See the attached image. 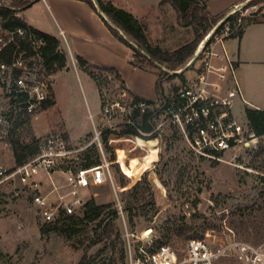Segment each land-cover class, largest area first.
Returning <instances> with one entry per match:
<instances>
[{
	"label": "rangeland",
	"instance_id": "obj_1",
	"mask_svg": "<svg viewBox=\"0 0 264 264\" xmlns=\"http://www.w3.org/2000/svg\"><path fill=\"white\" fill-rule=\"evenodd\" d=\"M0 1L15 5L14 0ZM104 1L133 12L145 26L150 43L164 51H175L196 38L194 28L183 26L180 22L171 0ZM240 5L245 6L237 9ZM199 6L206 7L201 15L207 14L209 20L217 22L214 28L223 23L221 28L226 25L233 28L240 26L242 29L253 22L246 26L244 38L238 35L229 38L226 43L237 61L239 53L245 48L254 46L264 49V36L258 32L264 31V0H204ZM104 16L113 30L123 35L133 47L139 48ZM232 16L236 18L234 21L229 20ZM43 19L48 26L59 32L54 21L47 17L46 11ZM205 36L198 43L196 53ZM58 40L61 51L67 58L68 68L58 73L59 75L52 76L51 97L56 104L26 121L12 136L22 144H28L33 140L60 135L66 139L70 148L79 151L84 149L79 152L84 153L98 147L96 137L99 133L108 159L114 161L111 170L115 186L106 183L84 189L80 191L83 201L95 199L98 204L113 203L119 209L118 200L122 202V197L128 190L146 179L154 194L157 213L152 210L146 218L140 219L137 228L131 230L119 210L117 227L126 247L125 264H142L145 258L142 256L146 253L151 255L154 249L166 242L179 256H184L189 240L178 238V229L183 230L185 235H196L193 238H201L207 232H224L233 235L236 240L256 247L264 246V137L255 145L256 149L238 148L226 153L220 160H213L196 154L177 129L166 126L164 137L160 140L144 139L139 144L132 141L135 151L120 166L116 163L117 155L110 144L112 135L106 147L102 141V132L108 128L119 131L125 117L118 114L117 109L113 110L110 117L105 108H110L117 101L130 103L129 94L126 90L128 96L123 97L125 93L118 90L119 81L111 75L96 70L100 79L95 80L79 68V53L74 49L69 33ZM95 51L98 55L101 53L99 49ZM120 56L123 58H119L118 63L121 65H132V61H135L137 66L144 67L133 70L128 66L126 81L135 92L149 101L157 99L158 81L162 82L164 91L167 89L172 94L191 76L189 71L193 69L185 72L187 74H174L184 69L192 59L185 67L171 70L157 62L152 67L148 61L138 57L133 60V56L122 53ZM240 65L241 68L236 70V77L244 99L234 100L233 111L240 123H247L245 111L249 105L245 102L246 90L259 101H256L258 106L264 107V64L244 62ZM145 69L153 70V73ZM105 77H108V82L103 81ZM124 141L123 138L116 145L121 147ZM14 163L12 148L1 146L0 165L12 168ZM60 173H51L58 187L65 183V175ZM41 183L43 192H50L53 188L50 178L45 174L41 177ZM32 197L33 194L27 187L16 182L0 184V264H79L89 246L92 235L90 227L85 230L83 226H79L84 231L80 234L72 230L70 237L67 234L71 232L67 230L70 225L64 226L63 222L53 226L45 225L32 204ZM196 201H199L197 207ZM195 212H198L197 218L192 217ZM108 245L110 249L99 254V248L103 246L89 248L88 256L97 258L95 264H122L121 242L113 239ZM217 264H235V261L226 257L221 258Z\"/></svg>",
	"mask_w": 264,
	"mask_h": 264
},
{
	"label": "built area",
	"instance_id": "obj_2",
	"mask_svg": "<svg viewBox=\"0 0 264 264\" xmlns=\"http://www.w3.org/2000/svg\"><path fill=\"white\" fill-rule=\"evenodd\" d=\"M0 8L16 11L5 1H0ZM8 21L0 16V147L12 148V134L44 110L51 100L53 75L43 64L40 52L43 40L23 27L5 26ZM222 25L219 23L205 36L196 53L199 59L189 68H193L189 71L191 76L172 94L163 90L156 100L149 102L129 97L130 103L117 101L110 108L106 107V114L112 117L113 110L117 109L126 119L123 123L136 127V114L139 117L151 114L156 125L150 133L141 132L147 138L143 139L149 140L148 137L156 134L154 138L160 140L166 126H170L177 129L190 148L203 158L220 160L238 148L256 149L261 137L254 135L248 123H240L233 111L234 100L243 99V95L236 77V61L226 42L238 36L241 29L226 25L221 28ZM25 43L30 45L33 55H29ZM180 71L174 74L182 75L178 74ZM99 136L97 133L98 147L83 154L79 152L84 149L70 148L60 135L42 139L40 153L25 164L12 168L0 165V184L16 182L27 187L33 194L32 204L45 225L53 226L80 216L87 203L80 197V191L106 183L115 186L111 170L114 161L108 159ZM53 172L65 175L64 186L55 184ZM44 174L52 182L50 192H43L41 177ZM118 206L124 217L119 200ZM142 257H145L142 264H217L226 257L235 264H264V246L256 247L224 232H207L201 238L188 241L184 256H179L171 245L162 244L151 255L146 253Z\"/></svg>",
	"mask_w": 264,
	"mask_h": 264
},
{
	"label": "trees",
	"instance_id": "obj_3",
	"mask_svg": "<svg viewBox=\"0 0 264 264\" xmlns=\"http://www.w3.org/2000/svg\"><path fill=\"white\" fill-rule=\"evenodd\" d=\"M81 1L87 3L96 12L106 15V17L116 27H118L120 33H124V35L130 39V41L134 42L149 57V59H147L148 57L144 56L138 50V48L133 47V45L129 41H127L123 35L121 36L119 33L113 30L112 27L109 25L108 21L103 18L111 33L119 41L123 42L125 45L132 49L133 60L138 57L140 59L148 61V63L152 67H154L153 64L155 62L166 66V68L171 70H179L185 67L187 63L194 58L198 43L203 39L206 34H208L215 27L217 23L215 20H209L207 14L201 15V12L204 13V9L206 7L203 6L201 8L199 4L204 0H171L172 6L179 14L180 22H182L183 26L193 27L196 38L192 43L186 44L175 51L169 52L164 51L159 46H153L150 43L145 26L132 13L117 7L110 1L96 0L98 3L97 7L92 0ZM14 4L15 5L13 7L24 10L29 8L31 3L27 0H14ZM16 14L17 12L14 10L0 8V16L3 19H9L8 23H6L5 26L11 28L23 27L29 31H32L43 40L44 45L41 47L40 52L43 64L49 74L56 75L64 70H67V58L61 51L60 41L58 40V38L28 26L22 19L18 18ZM235 19L236 18L232 16L229 20L234 21ZM251 23L253 22H249L247 25ZM246 26L241 29L239 33L240 37L243 36ZM25 46L29 55H33L34 52L30 48V45L25 43ZM77 64L83 72H85L88 76L95 80L100 79V77H98L95 73L96 70H100L104 73H107L108 75H111L113 78H115V80L119 81L120 83L118 90H120L121 92L127 90L129 97L132 98L134 101H147L131 93L127 89L124 81L121 79L120 74L115 69L97 67L80 56L77 57ZM132 65L137 68L144 69L142 65L137 66L135 61H132ZM103 81L108 82V77L103 78ZM163 90L164 89L162 82L158 81V95ZM51 96L53 97L52 94ZM52 97L51 100H49L45 105L44 110H47L48 108L56 104L54 98ZM245 113L246 121L251 131L256 137L263 138L264 110L247 107ZM151 117V114H143L140 117L136 114L135 119L137 122V127L133 124L122 123L120 125L119 131H114L113 129L108 128L102 132V141L104 146L106 147L108 146L109 137L110 135H112L110 144L117 155L118 160L116 161V163H118L120 166L124 163V159L129 154H132L135 151V145L134 143H132V141L139 144L141 140H144L143 138L147 139L146 137H143L141 132L147 134L154 130L156 124L155 122H153ZM154 136L148 137V139L154 138ZM123 138L125 139L124 143L121 145V147H119V145L117 146L116 143L123 140ZM11 142L16 166L25 164L30 159L40 153V140H33L32 143L22 144L20 141L16 140L14 136H12ZM90 150L91 149H88L87 151ZM217 201L218 199L215 200L216 203ZM121 203L123 205L122 211L125 217V221L131 230L137 228V224L138 222H140V219L146 218V216L152 210H155V212L157 213L154 201V194L152 188L150 187L146 179L141 180L132 189L128 190L122 197ZM198 203L199 201L195 202V207H197ZM115 206L116 205L113 203L98 204L95 199H90L85 205V211L83 214L84 216L82 218L80 216H75L67 218L63 221L64 226L70 225L71 227H69L70 229H67L71 230V232L69 231L70 233H67V230L65 231L67 234L70 235V237L72 236V230L81 234L84 229L86 230V228L88 229V227H90V232H92L89 246L86 247L84 251L85 253L83 254L79 264H95L97 258L91 256L89 257L88 249L91 247L103 246L102 248H99L98 254L104 253L107 249H110L108 243L113 239H117L119 242H121V260L122 264H125L126 247L122 238V233L117 227V221L120 218V212L119 209ZM192 217L197 218L198 212H195ZM183 220L185 219L183 218ZM79 226H83V231L78 228ZM176 236L184 241H188L196 235L188 236L185 235L183 230L178 229V233L176 234ZM165 244L170 245L168 244V242H166ZM109 264L112 263L110 262Z\"/></svg>",
	"mask_w": 264,
	"mask_h": 264
},
{
	"label": "crops",
	"instance_id": "obj_4",
	"mask_svg": "<svg viewBox=\"0 0 264 264\" xmlns=\"http://www.w3.org/2000/svg\"><path fill=\"white\" fill-rule=\"evenodd\" d=\"M27 1L31 3L29 8L24 10L16 8V15L18 18L22 19L28 26L46 34L56 36L58 39H60V37H64V35L66 36V33H69L74 49L78 50L77 53H79L80 57L86 59L97 67L115 69L120 74L121 79L124 81L127 89L131 93L143 98L141 95L135 92L130 84L126 81L128 66L132 67L133 70H138L139 68L134 67L129 63L124 64L127 66L125 68L124 65L118 63L120 62L119 58H122L120 53L132 57L133 51L111 33L108 26L101 18V13L99 14V12H95L91 6L81 0ZM52 5L54 6L55 10H53ZM45 11L47 17L49 16L54 21V24L59 31L58 33L56 30H54V28L48 26L46 21H44L43 15ZM130 13L133 14V12ZM258 32L262 33L264 36V31ZM244 35L245 32L242 36L243 38ZM95 49H99L101 53L98 55ZM263 50L264 49L259 47L256 48L254 46L252 48H245L243 52L239 53L238 61L235 59L234 54H231L236 61L237 70L241 68L240 64L244 62L252 64H264V53L261 54V51ZM145 70L153 73V70ZM245 93H247L245 102L247 101L246 103L249 105V107L264 110V107L258 106V104H256V101H259L256 100L248 90H246Z\"/></svg>",
	"mask_w": 264,
	"mask_h": 264
},
{
	"label": "water",
	"instance_id": "obj_5",
	"mask_svg": "<svg viewBox=\"0 0 264 264\" xmlns=\"http://www.w3.org/2000/svg\"><path fill=\"white\" fill-rule=\"evenodd\" d=\"M94 3L98 6V3L96 0H94ZM102 17L105 19V16L101 13ZM138 50L146 57H148V55L140 48H138ZM149 58V57H148ZM199 59V54H196L194 56V58L190 61V63H188V65L182 69L178 74H183L184 72H186L195 62H197Z\"/></svg>",
	"mask_w": 264,
	"mask_h": 264
}]
</instances>
